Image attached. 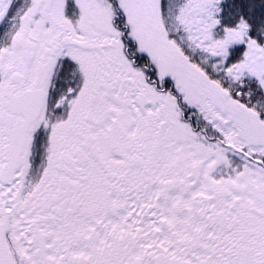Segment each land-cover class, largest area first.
<instances>
[{
    "label": "snow or ice",
    "instance_id": "snow-or-ice-1",
    "mask_svg": "<svg viewBox=\"0 0 264 264\" xmlns=\"http://www.w3.org/2000/svg\"><path fill=\"white\" fill-rule=\"evenodd\" d=\"M0 264H264V0H0Z\"/></svg>",
    "mask_w": 264,
    "mask_h": 264
}]
</instances>
